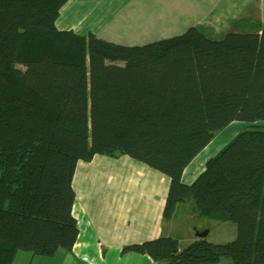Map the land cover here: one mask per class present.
<instances>
[{
  "label": "trees",
  "instance_id": "16d2710c",
  "mask_svg": "<svg viewBox=\"0 0 264 264\" xmlns=\"http://www.w3.org/2000/svg\"><path fill=\"white\" fill-rule=\"evenodd\" d=\"M67 0H0V264L51 256L78 236L76 165L130 158L169 178L164 220L185 204L231 221L224 243L160 236L123 245L157 264H264V27L210 39L197 27L141 45L62 29ZM233 120L250 122L191 183L182 173Z\"/></svg>",
  "mask_w": 264,
  "mask_h": 264
},
{
  "label": "crops",
  "instance_id": "0c3cea01",
  "mask_svg": "<svg viewBox=\"0 0 264 264\" xmlns=\"http://www.w3.org/2000/svg\"><path fill=\"white\" fill-rule=\"evenodd\" d=\"M56 25L81 34L92 32L122 45L179 35L190 26L218 40L229 32H260L264 27V0H67ZM95 157L79 161L73 177L72 213L78 222L77 239L71 250L58 249L50 256V264H157L146 254L120 253V249L160 236L178 238L180 247L198 238L199 227L185 234L182 228L189 225L177 223L176 215L164 220L162 208L169 178L144 163L137 161L141 163L138 166L133 162L142 179L140 182L138 177L140 187L122 188L109 196L79 188L80 174ZM100 157L126 162L120 155ZM178 230L184 233L180 235ZM210 264L233 262L221 258Z\"/></svg>",
  "mask_w": 264,
  "mask_h": 264
},
{
  "label": "rangeland",
  "instance_id": "374dc122",
  "mask_svg": "<svg viewBox=\"0 0 264 264\" xmlns=\"http://www.w3.org/2000/svg\"><path fill=\"white\" fill-rule=\"evenodd\" d=\"M249 127L250 122L246 120H233L225 127L217 130L210 142L189 163L182 175V182L191 183L203 170L207 159L215 155L237 133L249 129ZM95 156L94 163H87L89 166L86 167L83 174H80L81 180L79 181V188H86L89 191L100 192L104 196H109V194L111 195V193L116 190H121L122 188L140 187L142 179L138 175L139 172L134 170L133 162L138 166H140L139 164L141 163L127 155H120L126 158V162L113 161L107 157L99 158L100 155ZM176 217L177 223H182V225L187 223L189 225L187 229L184 227L182 228L185 234L187 230L189 233H194L192 229L197 226L199 227L198 229H200L199 232L207 230L208 234L204 238L214 243H224L234 239L236 236L235 223L231 221L212 220L209 218H197L189 212L185 204L179 205ZM178 231L180 235L184 233H181L180 230ZM64 250L65 249H60L59 252H63ZM16 254L12 264H50V256L35 255L29 251H18ZM57 256L58 255H56V257Z\"/></svg>",
  "mask_w": 264,
  "mask_h": 264
},
{
  "label": "water",
  "instance_id": "95a60500",
  "mask_svg": "<svg viewBox=\"0 0 264 264\" xmlns=\"http://www.w3.org/2000/svg\"><path fill=\"white\" fill-rule=\"evenodd\" d=\"M207 232H208L207 230L206 231H203V232H197L196 235L198 237H201L202 238V237H205L207 235Z\"/></svg>",
  "mask_w": 264,
  "mask_h": 264
}]
</instances>
